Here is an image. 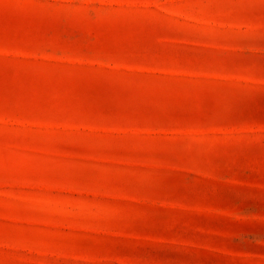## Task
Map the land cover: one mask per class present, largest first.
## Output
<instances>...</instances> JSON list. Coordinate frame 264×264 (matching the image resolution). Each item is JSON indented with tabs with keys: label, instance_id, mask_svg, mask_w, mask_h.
Returning <instances> with one entry per match:
<instances>
[{
	"label": "rangeland",
	"instance_id": "1",
	"mask_svg": "<svg viewBox=\"0 0 264 264\" xmlns=\"http://www.w3.org/2000/svg\"><path fill=\"white\" fill-rule=\"evenodd\" d=\"M0 264H264V0H0Z\"/></svg>",
	"mask_w": 264,
	"mask_h": 264
}]
</instances>
